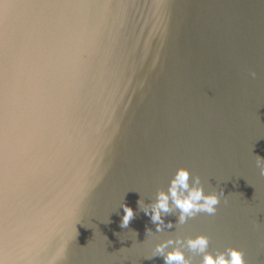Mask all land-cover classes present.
I'll return each instance as SVG.
<instances>
[{
  "label": "water",
  "instance_id": "water-1",
  "mask_svg": "<svg viewBox=\"0 0 264 264\" xmlns=\"http://www.w3.org/2000/svg\"><path fill=\"white\" fill-rule=\"evenodd\" d=\"M9 11L7 264H164L146 259L156 244L200 234L209 251L264 264V0H22ZM179 167L224 195L215 216L156 233L137 201L166 191ZM122 203L137 213L127 228Z\"/></svg>",
  "mask_w": 264,
  "mask_h": 264
},
{
  "label": "clouds",
  "instance_id": "clouds-1",
  "mask_svg": "<svg viewBox=\"0 0 264 264\" xmlns=\"http://www.w3.org/2000/svg\"><path fill=\"white\" fill-rule=\"evenodd\" d=\"M250 75L253 79L256 78L255 72H251ZM255 163L260 175L264 176V159L256 156ZM221 195H224L223 190H220L219 195L215 191L206 194L201 177L192 175L187 168L179 167L169 180L166 191L158 189L152 202L145 204L141 198L137 205L139 211L150 217L151 223L156 226V233H160L173 227L176 230L182 229L199 214L215 216ZM120 207L124 212L120 227L127 228L137 213L126 204L122 203ZM169 215L177 217L175 225L171 222L165 223L164 217ZM107 223H110V220L107 219ZM146 235L147 237L153 235V231L146 228ZM210 243V237L203 234L194 237L170 236L156 244L151 256L146 259L161 257L164 264H193V258L200 257L198 264H246L244 253L239 249L229 246L223 251L219 249L209 251ZM0 264H7L3 256H0Z\"/></svg>",
  "mask_w": 264,
  "mask_h": 264
},
{
  "label": "snow or ice",
  "instance_id": "snow-or-ice-1",
  "mask_svg": "<svg viewBox=\"0 0 264 264\" xmlns=\"http://www.w3.org/2000/svg\"><path fill=\"white\" fill-rule=\"evenodd\" d=\"M22 0H0V195L12 149L14 118V41L5 34V21L10 20V9Z\"/></svg>",
  "mask_w": 264,
  "mask_h": 264
}]
</instances>
